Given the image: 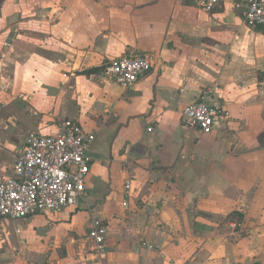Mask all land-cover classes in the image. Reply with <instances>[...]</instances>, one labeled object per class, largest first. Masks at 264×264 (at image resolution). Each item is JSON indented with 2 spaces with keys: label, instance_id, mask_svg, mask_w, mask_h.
Wrapping results in <instances>:
<instances>
[{
  "label": "crops",
  "instance_id": "crops-1",
  "mask_svg": "<svg viewBox=\"0 0 264 264\" xmlns=\"http://www.w3.org/2000/svg\"><path fill=\"white\" fill-rule=\"evenodd\" d=\"M130 53L153 65L122 87L105 65ZM204 90L226 110L210 133L180 120ZM63 119L95 134L84 195L0 218V264H264V29L232 0H0V176Z\"/></svg>",
  "mask_w": 264,
  "mask_h": 264
},
{
  "label": "built area",
  "instance_id": "built-area-1",
  "mask_svg": "<svg viewBox=\"0 0 264 264\" xmlns=\"http://www.w3.org/2000/svg\"><path fill=\"white\" fill-rule=\"evenodd\" d=\"M206 13L225 0H194ZM243 12L245 22L264 29V0H232ZM153 59L147 54H126L111 58L105 73L122 87H130L150 71ZM208 92L185 105L180 112L184 127L210 133L216 117H225L223 105L210 104ZM151 127L148 128L151 131ZM95 134L76 120L63 119L52 134L30 131L16 151L11 174L0 176V218L20 220L37 213L59 214L74 207L82 198L90 173V148ZM131 181L124 185L128 196ZM127 203L124 202V206ZM107 226L100 217H92L87 231L89 250L99 261L107 254Z\"/></svg>",
  "mask_w": 264,
  "mask_h": 264
},
{
  "label": "rangeland",
  "instance_id": "rangeland-1",
  "mask_svg": "<svg viewBox=\"0 0 264 264\" xmlns=\"http://www.w3.org/2000/svg\"><path fill=\"white\" fill-rule=\"evenodd\" d=\"M19 224V223H18ZM7 226H8V230H11V236H12V238H13V240H16V237H15V235L13 234V230H14V228H15V224L14 223H12V222H8L7 224H6ZM11 239V238H10Z\"/></svg>",
  "mask_w": 264,
  "mask_h": 264
}]
</instances>
